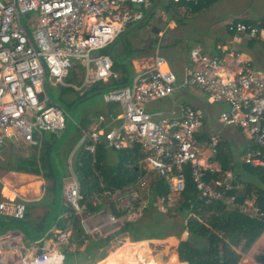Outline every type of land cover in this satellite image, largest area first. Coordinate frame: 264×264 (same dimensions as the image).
<instances>
[{
  "label": "built area",
  "instance_id": "2783aa9c",
  "mask_svg": "<svg viewBox=\"0 0 264 264\" xmlns=\"http://www.w3.org/2000/svg\"><path fill=\"white\" fill-rule=\"evenodd\" d=\"M177 2L178 0H169ZM205 0H185L198 3ZM146 0H0V150L6 142H22L40 149L44 134H59L65 128L67 112L52 100L50 91L72 88L81 94L95 84H106L115 77L113 60L105 53L128 25L143 17ZM230 33L264 44V26L232 20ZM222 50L221 47H218ZM191 68L179 79L166 60L154 50L150 67L135 72L131 83L103 95L108 104H116L120 115L116 127L81 130L73 153L84 150L94 154L99 147L114 150L138 149L144 155L149 172L168 180L179 195L187 183L186 171L205 202L224 200L234 179L226 172L224 181H215L214 189L205 180L207 162L216 154L218 134L202 133L203 115L196 109L174 101L175 96L197 90L207 102L221 106L219 122L224 128L240 130L246 137L240 165L264 168V73L255 69L240 54H209L203 44L189 53ZM252 62V61H251ZM83 67L81 86L65 79L75 64ZM169 100L167 110H149L146 105ZM210 155L204 158L205 151ZM69 179L64 195L77 214L83 206L79 181L69 159ZM148 175L140 177L133 192L124 189L104 191L106 200H116L119 210L132 209L138 190L146 186ZM238 210L264 223V211L251 205ZM23 202L0 200V219L23 220ZM99 226L119 224L120 218L99 214ZM98 226V227H99ZM68 231H58L53 248L28 250L24 264H51L55 247L69 242Z\"/></svg>",
  "mask_w": 264,
  "mask_h": 264
},
{
  "label": "trees",
  "instance_id": "16d2710c",
  "mask_svg": "<svg viewBox=\"0 0 264 264\" xmlns=\"http://www.w3.org/2000/svg\"><path fill=\"white\" fill-rule=\"evenodd\" d=\"M155 1L156 0H146V4L143 7L144 14ZM205 1L206 4H210L216 0ZM190 4L191 3L170 2L173 12L170 16V20L178 23L182 15L180 9L183 7H187L184 13L186 16L189 15V12L192 11H190ZM199 7L200 6H198V9H200ZM167 9L168 7H166V10ZM252 24L257 26L261 25L258 22ZM120 45L121 47L123 45V47L120 48ZM117 47L121 49L123 54L120 57L114 55L115 60H113L112 71L115 77L106 84L92 85L85 90L82 95L76 93L72 88L62 87L55 102L61 105L66 104L71 108L77 101L89 94L104 89L124 86L128 82V73L126 68L121 64L124 63L131 67L129 62L130 58L133 56V53H137L139 50L130 48L127 45L125 46L122 42ZM107 51L108 49L104 50L103 53L107 54ZM65 81L70 85L81 86L83 81L82 65L78 63L75 64L70 69ZM71 94L74 96V99L69 101L65 97ZM202 121L203 128L201 132L204 133V117ZM76 126L88 129L83 121L80 122L78 125H75V127L73 126L77 135L79 129ZM61 135L62 133L44 134L42 136L41 148L38 155L33 153L27 157L17 158L14 164L9 163L7 165L6 169L8 172L42 176L47 182L46 190L51 199L48 209H46L47 212L43 216H37L34 222H29L27 220L30 217L31 206L26 207V214L23 220H14L11 218L0 219L1 234H4L6 232L5 229L14 223L23 225L29 224L28 226L32 228V235L34 236L41 234L47 226L48 218L53 212L52 208L54 210L55 207L56 196L55 179L50 164V152L59 141V138H61ZM218 137L219 143L216 147V155L213 158V162L216 163L220 171L218 173L207 171L205 180L207 183H210L214 189L221 191L223 190V186H216L215 179L218 176L217 179L223 182L225 172H231L234 179L231 183L232 188L225 194V199L234 196L235 199L233 204H228L224 200H212L210 203L205 202L191 183L188 171H186L187 183L184 191L176 195L175 200L170 203L168 198L171 192V185L168 180L156 173L150 172L147 182L148 192L146 193L148 204L143 212L142 219L134 223L123 221L120 231H128L132 239L136 241L151 238L161 239L167 233V222L171 221L168 219L178 214L186 219L185 224L180 228V232H188L191 238V240L181 241L176 248L180 263L238 264L242 255L247 253L251 244L263 233L264 223L244 215L236 206H231L234 204H242L244 200L253 199L251 192L255 190V205L264 211V168H254L246 165L238 167L236 155L231 151L228 140L221 135ZM244 150L245 149H241L240 154ZM104 152L105 150L99 147L94 154H89L84 150H79L76 153L73 168L80 184V194L82 197L80 206L85 208H83L81 214H77L73 206L67 201L65 196L63 197L62 195L60 208L61 216L53 221L57 230L71 231L69 242L75 245L83 244L84 240L87 238L81 225L83 218L99 211H105L116 218H121L128 215L130 211L139 209V201L143 199V190L140 189L138 190L139 198L133 203L132 209L119 210L115 206L114 201L106 200L105 197H103L102 193L104 191L115 192L118 189L130 187L131 189H135V183L138 178L146 174L145 169H142L140 166L141 161H143L145 157L138 149L125 148L117 151L119 162L116 166H110L106 163ZM239 184L242 185V189L237 188ZM96 196L101 202L93 206L92 203ZM158 200H163L162 205L165 208L167 222L161 223V218L151 216V211H156L157 209L155 203ZM45 237H48V240L50 238L56 239L54 234ZM240 243H242L241 252L238 253L234 250V246L240 247ZM44 244L45 241H41L38 248L42 249Z\"/></svg>",
  "mask_w": 264,
  "mask_h": 264
},
{
  "label": "crops",
  "instance_id": "0c3cea01",
  "mask_svg": "<svg viewBox=\"0 0 264 264\" xmlns=\"http://www.w3.org/2000/svg\"><path fill=\"white\" fill-rule=\"evenodd\" d=\"M222 1L223 0H216L210 4H206L205 3L206 1H200L196 4L192 3L189 5V7H191L190 11L192 10L191 12H189V16L194 17L195 20L201 21L202 24H205L206 22L209 21L207 14L209 15L211 14V12L206 13L207 9L210 8L212 5L221 3ZM172 2L174 3V1ZM180 2L186 3L185 0H178L175 3H180ZM198 6H200L199 7L200 9H198ZM250 7L246 8L245 11L243 10V8L239 9L230 18H234L233 20H238V21L239 20L249 21L250 23L258 22L264 26V14L262 16L258 15L254 17L253 16L249 17L247 15ZM185 8L187 7H183L182 9L184 10ZM165 13L168 14L169 12L166 11ZM170 16L171 15H169V17L167 18L168 21L165 22L167 25L165 29H161L156 26H151L152 33L154 35L157 34L158 36L156 39L151 38V40L148 43V49L141 51L138 49V47L135 46V48L138 49L139 51L137 53H133V56L130 58V61H129L131 68L135 72H139L143 70L144 68L150 67L152 65L154 53L151 55L150 53L152 50L154 51L156 49V48L153 49L154 46L155 47L157 46V48H159V52L162 51L164 53L161 57L164 60H166L167 66H168L167 62L170 63V68H172L174 72L169 68V66H168V69L174 75H176V77L181 79L187 74V72L191 68V61L189 58L190 50L198 44L205 45L207 47L208 53L213 54V55L225 56L228 53H234V52L236 54H240V57L242 59L249 60L251 65L255 69L259 70L257 67H255L253 63L255 59H258L259 55L255 56L254 58L253 57L251 58L249 56L250 51L248 50L249 48H252L255 42L259 43V41L230 34L227 29V26L224 30L220 28L221 30L219 29L213 34L209 33L210 31L205 32V30L202 29L201 32H198L197 35L195 36L194 43L190 44L189 48L187 49L188 53H186L185 55L182 53V49L178 51V54L176 55V57L174 55V52H171V51L169 55L166 54V52L169 49L177 46V42H178L177 38L180 39L181 37L179 36L183 35L182 33H179L175 37V35L172 34L179 28L176 22L170 20ZM213 29L214 27H211V30ZM159 39H161V42H162L161 45L159 44ZM173 39L175 40L173 41ZM170 40L172 41V44L168 45V41ZM234 44L237 45V48L233 47ZM225 45L227 46L225 47ZM119 47L115 48L118 51L114 49V55L118 57L122 56L123 54ZM218 47H221L222 50H219ZM227 49H230V51H228ZM176 61L178 63L176 65L173 64V62H176ZM60 90L61 88L56 89V92H57L56 98H58L60 94ZM199 95L200 97L203 98L201 93H199ZM199 95L197 93V90L187 91L183 94H179V95L177 94L174 98V101L176 102V104L183 103L194 109H197L194 107V104L200 107L199 106L200 103H196V99H195ZM68 96L69 95H67L65 98L67 99ZM169 102H170V105L168 107H159V108H152V109L148 108V109L153 110V111L154 110H167L172 107L171 101ZM106 104L108 105L107 110L104 113H102L101 116L99 115V117H96L93 121V124L91 123H90L91 125L89 124L90 128L87 127L88 129H84V128H80V126H76L79 129V133L77 135V133L75 132L74 136L70 138L69 136L73 129L72 128L70 133L68 134L66 139L63 141L62 145L60 146L58 150L56 159L61 169L60 179L62 177L61 183H62L63 197L65 196L64 195V185L70 177L68 162H69L70 157H71V162L72 163L75 162L76 153L78 151L75 153H73V151L81 136V130H91L94 128H102V127L106 129H111L117 126V123H118L117 119L120 115V108L116 104H108V103ZM201 112L202 111H200V113ZM82 121L85 123V125L88 122V120L86 119ZM75 125H78V124L76 123ZM203 131L204 133L209 132V134H215V135L218 134V136L221 135L224 138H226V134H228L229 132L226 130L218 131L217 129L206 130V128H204ZM61 133L63 135L64 131L60 132L59 134ZM235 133L240 137V140H242L243 142L240 145L241 147L240 149H244V146L246 145V142H247L245 135L240 130H236ZM13 143L24 144L22 142H17V141L6 142L1 149H3L6 145L11 146V144ZM103 149L105 150L104 153H105L106 163L110 166H116L119 162L118 153H117L118 150H114L111 148H103ZM39 150L36 148H32V151L36 153V155L39 154ZM110 151H113L115 153L114 158L108 156ZM209 155H210V152L206 150L204 153V158H207ZM239 156H240V153L236 155V161H237L238 167L242 166L239 163ZM214 157L210 158L209 161L207 162V165L209 167L208 171H211L212 173L213 172L218 173L220 170L217 167L216 163L213 162ZM73 165L74 164H72V170L74 172ZM140 166L142 169H145L146 171L145 175H148L150 173L147 169V164H145V162L141 161ZM1 169L5 171L7 170L5 168H1ZM10 173H14L16 176H18V178H21V181H24V182L21 183V181H18V180L7 181L6 179L0 177V200L5 201V202H23L26 205V207L31 206L32 209L30 210V214H29L30 217L27 220L29 222H34L37 216L38 217L43 216L47 212L46 209H48V205H49L51 198L46 190L47 182L42 176L30 175V174L19 173V172H10ZM140 177L138 178V180L140 179ZM217 178L215 180H218ZM55 194H56V191H55ZM170 194L171 196L176 198V194L173 193L172 188H171ZM62 195H61V198H62ZM55 200H56V196H55ZM109 201H112V200L110 199ZM100 202L101 201L98 200L96 196L92 204L93 206H96ZM114 203L116 206V200H114ZM123 210H127V209H123ZM52 211H54L53 208H52ZM132 212L133 211H130L128 215L121 217L119 224L114 225L113 227L110 226L104 229H102V227L99 226V221L102 219V217L99 216V214H102V213L109 214V213L105 211H99L95 214H91L83 218L81 221V225H82V229L84 230L87 236L83 244L75 245V244L68 242L66 244L56 246L54 250L55 255L54 257H52L51 264H148L150 261H153L157 264H171L173 259H175V261L178 264H186V263L179 262L178 255L176 252V248L181 241L191 240V238L189 237V234L186 231L182 233L181 232L168 233L164 235L161 239L151 238V239H143L139 241L133 240L131 237V234L128 231H125V230L120 231L123 221L134 223L142 219L144 210L140 212V215H138V218H133V215H135V213H132ZM156 213L158 212L152 210L151 216H156L155 215ZM59 216H61L60 212L58 214V217ZM19 225L22 229H20V227H17V228L11 227L10 225L8 228L5 229L6 232L4 234H1L2 232L0 233L1 234L0 235V253L5 254L6 256L10 255L9 257L10 262H7L6 264H19L20 260L22 261L21 263L24 264L23 260L25 256L27 255L28 250L32 249L33 247L38 248L39 243L43 240L45 241L43 248H53L54 238H50L48 240V237L46 238L45 236L54 234L57 237V232L60 231V230H57L56 226L52 222L49 230L42 237V239L36 240V238L40 234L36 236L32 235V228L28 226L29 224H25V225L19 224ZM67 231L69 232V237H70L71 231L69 230ZM18 255L20 257H17ZM6 261H7V258L4 259L3 263L5 264Z\"/></svg>",
  "mask_w": 264,
  "mask_h": 264
},
{
  "label": "rangeland",
  "instance_id": "374dc122",
  "mask_svg": "<svg viewBox=\"0 0 264 264\" xmlns=\"http://www.w3.org/2000/svg\"><path fill=\"white\" fill-rule=\"evenodd\" d=\"M170 2L172 1H168V0H164L163 3L161 4L160 7H158L156 9V11L154 12L153 17L150 19L149 23L146 26H143L142 28L134 31L133 33H131L126 39H124V41H122V43L126 46H129L130 48H133L135 50H141L144 51L145 49H148V43L151 40V38H157V34L154 35L151 31V26H156L158 28L161 29H165L167 27L166 23L168 20L167 18L169 17V15L173 14L172 12V7L170 5ZM251 6V7H250ZM166 7H168V9L166 10ZM249 8L248 10V16L249 17H254V16H262L264 14V0H223L221 3L219 4H215L212 5L210 8L207 9L206 13L211 12V14H207V17L209 18V21L206 22L205 24H202L201 21L195 20L194 17H190L189 15H185L184 11L186 10V8L183 10L182 8L180 9V12L182 13V15L180 16V21L177 23V26L179 29H177L174 33L175 37L177 36V34L182 33L183 35H180L179 37H181L180 39H178L177 42V46L176 47H172L171 49H169L166 54H170L171 52H174V55L176 57V55L178 54V51H180L182 49V53L185 55L186 53H188L187 49L189 48L190 44L194 43V39L195 36L197 35L198 32H201L202 29L205 30V32L210 31L209 33L213 34L214 32L218 31L220 28L222 30H224L226 28V26L228 24H232V20L234 18H230L231 16H233L236 11H238L239 9L243 8V10L245 11L246 8ZM169 12L168 14H166L165 12ZM226 15V16H225ZM186 16V17H185ZM226 18V19H225ZM153 21V22H152ZM249 22V21H247ZM227 23V24H226ZM181 26V27H180ZM211 27H214L213 30H211ZM220 29V30H221ZM164 31V30H163ZM224 32V31H223ZM230 33V32H229ZM232 34V33H230ZM167 38V37H165ZM136 40V41H135ZM175 39H173L174 41ZM254 40V39H253ZM159 44L161 45V39H159ZM172 41H168V45H171ZM167 45V46H168ZM138 47V49L135 48ZM227 45H225L226 47ZM123 47V45H122ZM120 45V48H122ZM233 47L237 48V45H233ZM157 48V46L153 49ZM228 51H230V49H227ZM249 52V56L252 58H254L255 56L259 55L258 59L254 60V65L255 67H257L259 70H261L262 72H264V44H262L260 41L255 42L254 45L252 46V48L248 49ZM154 51L152 50L150 55L153 54ZM164 53L162 51H160V56H162ZM236 53L234 52V55ZM168 63V66L170 68V63ZM178 62H173V64H177ZM168 66L166 64V66L163 68V70L168 69ZM172 70V68H170ZM82 71H83V67H82ZM173 71V70H172ZM174 72V71H173ZM84 92V91H83ZM81 94H83L82 92H80ZM199 95V92H197ZM50 95L53 101H55L57 98V92L56 90H51L50 91ZM74 99V96L71 94L67 97V100L72 101ZM196 99V103H200V107H198L197 105L194 104V107L197 108V111H202V115L205 119V128L206 130H215L217 129L218 131H222V130H226L229 131L228 134H226V139L229 142V145L231 147V151L237 155L240 153L241 151V147L240 145L243 143L242 140H240V137L235 133V129L232 128H224L221 126L220 122H219V114L221 111V106L219 105H212L209 104L207 102L206 97L203 95V98L200 97V95L198 97L195 98ZM66 105V104H65ZM170 105L169 100H164V101H158L149 105H146L147 108L152 109V108H159V107H168ZM67 106V105H66ZM62 107V106H61ZM108 105L104 102L102 95L95 97L93 99H90L86 102H84L83 104H81L76 111L73 114V121H74V125L77 123L79 124L80 121L82 120H88L87 122V127H89L91 124H93V121L96 117H99V115L101 116L102 113H104L107 110ZM69 108V107H68ZM70 110V109H69ZM91 123V124H90ZM67 124V118H66V123ZM90 124V125H89ZM73 125V126H74ZM72 126V128H73ZM90 128V127H89ZM74 129H72L71 134H70V138H72L74 136ZM232 135V136H231ZM235 135V136H233ZM12 142V141H9ZM31 148V147H30ZM27 145L25 144H21V143H13L11 144V146L6 145L3 149L0 150V177L6 179L7 181H14V180H18L21 181V178H18V176H16L14 173H8V171L6 170H2L1 168H5L7 167V165L10 164H14L15 160L17 158H21V157H27L29 155H32L34 152L32 151V148L30 149ZM109 157L114 158L115 153L113 151H110L108 154ZM24 181H21V183ZM222 181H220L219 183H221ZM148 185L146 184L145 187H143L141 190H143V199H141L139 201V206L140 208L133 211L132 213H135V215H133V218H138V215H140V212H142V210H145V208L147 207L148 204V198L147 196V192H148ZM242 185L239 184L237 186V188L242 189L241 188ZM124 192L131 193L133 192V190H131L130 188H124ZM255 194V190H252L251 192V196H253V199H248V200H244V202L242 204H237V205H232L231 207L237 206L240 208H244L247 207L248 209H252V204L253 201L255 200L256 196ZM139 198V193H138V197L136 199V201ZM169 202L172 203L175 198L173 196H171V194H169ZM235 199V197H229L227 199V201H233ZM136 201H134L133 203H135ZM163 200H158L155 203V206L157 207V212L154 217H158L161 218V223L167 222V216L165 215V208L162 205ZM149 219V218H148ZM171 221H168L167 223V233H179L180 232V228L183 224H185L186 219L181 216V215H174L173 218L168 219ZM11 227H20L19 224H12ZM188 233V232H187ZM241 245L242 243H240V247H235L234 246V250L238 253L241 252ZM264 253V232L261 234L260 237H258L256 239V241L253 242V244H251L250 249L247 251L246 254L242 255L241 260L239 261L238 264H257L254 260V257L258 254H262ZM10 255H5L0 253V264H4V259L7 258V261L5 262V264L7 262H10L9 260ZM17 257H20L19 255ZM20 259V258H18ZM3 260V261H1ZM22 261H19V264ZM150 264H157L153 261L149 262ZM171 264H178L175 259L172 260Z\"/></svg>",
  "mask_w": 264,
  "mask_h": 264
},
{
  "label": "water",
  "instance_id": "95a60500",
  "mask_svg": "<svg viewBox=\"0 0 264 264\" xmlns=\"http://www.w3.org/2000/svg\"><path fill=\"white\" fill-rule=\"evenodd\" d=\"M164 0H156L149 8L148 10L145 12V14H143L142 19L133 25H128L125 32L120 35L118 38L115 39V41L109 46L108 51H107V55L112 59L115 60L114 57V49L124 40V38L128 37L131 33H133L134 31L142 28L143 26H145L146 24L149 23L150 19L153 17L154 12L156 11V9L158 7L161 6V4L163 3ZM123 67L126 68L127 73H128V82L124 85V86H120V87H116V88H111V89H104V90H100L97 92H94L92 94H89L87 96H85L84 98H82L81 100L77 101L73 107L68 108V106L66 105H61L62 108L67 112V124H65V129L63 130L64 133L62 135V137L59 139V141L55 144L54 148L52 149V151L50 152V164L53 170V174H54V178H55V189H56V200H55V207H54V211L51 214L47 226L45 227V229L43 230V232L36 238V240H41L42 237L47 233V231L49 230L52 222L58 217V214L60 212V207H61V195H62V183H61V179H60V173H61V169L58 165L57 159H56V155L58 153V150L60 148V146L62 145L63 141L66 139V137L68 136V134L70 133L72 126L74 125V121H73V114L76 111V109L83 104L84 102L93 99L95 97L98 96H103L104 94L111 92L113 90H119L122 89L126 86H128L133 78V75L135 73V71L127 66L126 64L122 63L121 64ZM70 109V110H69ZM20 229H22L20 227ZM254 260L257 264H264V253L262 254H258L254 257Z\"/></svg>",
  "mask_w": 264,
  "mask_h": 264
},
{
  "label": "clouds",
  "instance_id": "9594fccd",
  "mask_svg": "<svg viewBox=\"0 0 264 264\" xmlns=\"http://www.w3.org/2000/svg\"><path fill=\"white\" fill-rule=\"evenodd\" d=\"M84 92H85V91H84ZM84 92H83V93H84ZM81 95H82V94H81ZM64 129H65V128H64Z\"/></svg>",
  "mask_w": 264,
  "mask_h": 264
}]
</instances>
